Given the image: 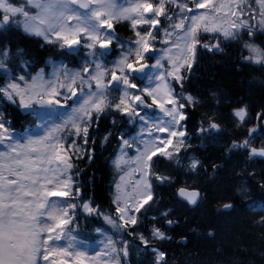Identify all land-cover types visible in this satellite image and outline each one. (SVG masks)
<instances>
[{
    "label": "snow or ice",
    "instance_id": "1",
    "mask_svg": "<svg viewBox=\"0 0 264 264\" xmlns=\"http://www.w3.org/2000/svg\"><path fill=\"white\" fill-rule=\"evenodd\" d=\"M121 25L131 33L126 41ZM13 33L53 49L60 62L51 72L49 62L36 64L7 38ZM226 48L237 53V72L264 74V0H0V101L42 131L21 143L0 111V264H169L159 245L172 240L179 219L162 205L161 189H172L179 207L208 203L200 150L216 145L225 162L235 156L245 165L232 169L233 196L252 214L264 258V167H255L264 166V103L253 113L243 97L233 102L216 89L209 104L192 87L201 56ZM224 107L232 127L246 132L225 137ZM57 110L64 112L55 122ZM107 148L113 178L104 207L85 195L81 178ZM211 169L215 178L224 164ZM214 203L218 215L236 210L231 197ZM93 232L100 248L89 255Z\"/></svg>",
    "mask_w": 264,
    "mask_h": 264
},
{
    "label": "trees",
    "instance_id": "2",
    "mask_svg": "<svg viewBox=\"0 0 264 264\" xmlns=\"http://www.w3.org/2000/svg\"><path fill=\"white\" fill-rule=\"evenodd\" d=\"M118 35L122 40H128L131 33L123 25L119 26ZM14 44L18 43L24 47L33 61L44 66L45 62H60V57L56 56L51 48H41L40 44L33 39L19 37L16 34H10L7 37ZM237 53L232 48H226L224 54L212 56L203 54L199 64L193 74V91L208 96L209 104L212 103L208 95L209 90L223 89L235 102L243 97L245 102L250 103L252 112L259 110V105L264 103V86L261 81L264 80V74L245 70L237 72L234 63ZM76 66L75 64L73 65ZM49 69V68H48ZM0 111H5L11 115L18 140L24 131H31L34 124V117L22 115L15 110L6 101H0ZM226 125L229 131L225 137L236 134L246 129H235L228 120L229 108L221 109ZM199 114L193 118V123L198 121ZM110 127V118L102 121L99 132L95 133L98 137ZM107 147V146H106ZM107 150L100 149L97 152V158L86 174L81 178L86 189L85 195L93 197L95 201L104 207L110 203L109 188L111 187L112 173L110 165L106 162ZM205 164L209 168L208 175H201L200 184L208 192V203L202 204L199 208L179 207L174 202V192L168 187L161 189L163 196L162 205L164 207H173V215L179 219V223L169 230L172 240L165 242L161 247L168 254L169 264H197L198 261H207L209 259L216 261H228L233 255H240L248 264V261H255V264H264V258L259 255L260 241L258 233L249 228L252 214L244 207V201L238 196H233L234 173L233 167L243 168L245 165L238 157H232L225 162L223 149L216 146H209L200 150ZM224 164V169L218 176L213 178L211 165ZM255 167L260 170L259 164ZM163 170V168H162ZM184 177L181 176L182 180ZM191 183V181H190ZM232 198L236 204V210L229 216L218 215L216 213L215 201L217 199ZM97 224L105 227L102 221ZM166 227V226H165ZM81 228H84L81 222ZM212 229L215 231V237L210 238L207 233ZM88 242L98 239L95 233H91ZM186 237V243H181V238ZM242 245L248 249L247 254L237 253V246ZM134 262L137 261L135 255ZM140 259L146 260V257Z\"/></svg>",
    "mask_w": 264,
    "mask_h": 264
},
{
    "label": "rangeland",
    "instance_id": "3",
    "mask_svg": "<svg viewBox=\"0 0 264 264\" xmlns=\"http://www.w3.org/2000/svg\"><path fill=\"white\" fill-rule=\"evenodd\" d=\"M125 2H126V0H117V3H118V4H120V3H125ZM110 59H111V58H110ZM55 63H57V62H55ZM57 64H58V63H57ZM52 70H53V68H52V64H51V62H50L48 71L51 72ZM63 112H64V110H57V113L54 114V115L51 117V119H52L53 121H55V122H58L59 119H60V115L63 114ZM36 122H37V120L35 119V123H34V125H33V128H32V130H31V132H27V134H30V135H41V134L37 133V132L35 131V129H34V126H35ZM25 134H26V133H23L22 135H20L21 138H20L19 140H18V137H17V136H15V138H17V140H18L19 142L22 143V142H23V137L25 136ZM0 150H3L2 147H0ZM105 227H107V226H105ZM99 239H101V238H98L97 240H94V241H92V242H97V243H98ZM92 242H90V243H92ZM60 243H61V245H63V244H64V241H61ZM97 250H99V249H90V250L88 251V253H89V255H94L95 252H96Z\"/></svg>",
    "mask_w": 264,
    "mask_h": 264
},
{
    "label": "bare ground",
    "instance_id": "4",
    "mask_svg": "<svg viewBox=\"0 0 264 264\" xmlns=\"http://www.w3.org/2000/svg\"><path fill=\"white\" fill-rule=\"evenodd\" d=\"M38 123H40V121H37V122H36V124H35V126H34V129H35V131H36L37 133L42 134L41 129L38 128V127L36 126ZM99 248H100L99 243H97V242H92V243H89V244H88V247H87L86 250L89 251L90 249H99Z\"/></svg>",
    "mask_w": 264,
    "mask_h": 264
}]
</instances>
